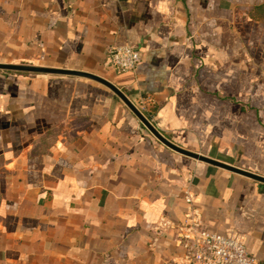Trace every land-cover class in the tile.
<instances>
[{
    "label": "crops",
    "instance_id": "obj_1",
    "mask_svg": "<svg viewBox=\"0 0 264 264\" xmlns=\"http://www.w3.org/2000/svg\"><path fill=\"white\" fill-rule=\"evenodd\" d=\"M0 63L102 77L264 176V0H0ZM188 198L264 264L263 182L96 80L0 69V264H173Z\"/></svg>",
    "mask_w": 264,
    "mask_h": 264
},
{
    "label": "built area",
    "instance_id": "obj_2",
    "mask_svg": "<svg viewBox=\"0 0 264 264\" xmlns=\"http://www.w3.org/2000/svg\"><path fill=\"white\" fill-rule=\"evenodd\" d=\"M141 59L142 52L126 44L114 47L108 61L118 70L135 71ZM139 104L136 106L146 115V100L142 99ZM188 199L190 205L179 241L182 254L173 260V264H263L251 254L242 239L209 229L200 211Z\"/></svg>",
    "mask_w": 264,
    "mask_h": 264
},
{
    "label": "water",
    "instance_id": "obj_3",
    "mask_svg": "<svg viewBox=\"0 0 264 264\" xmlns=\"http://www.w3.org/2000/svg\"><path fill=\"white\" fill-rule=\"evenodd\" d=\"M0 69L4 70H12V71H23V72H31V73H44V74H64V75H73V76H81L96 80L106 86H108L111 90H113L125 103L126 105L139 117V119L143 122V124L165 145L170 147L171 149L190 156L192 158L198 159L200 161L207 162L209 164L216 165L218 167L245 175L250 177L254 180L260 181L264 183V176L247 171L245 169H241L239 167L212 159L208 156L203 154L190 151L179 145L175 144L174 142L170 141L167 137H165L153 124L150 118H148L139 108L128 98V96L119 89L116 85L111 83L110 81L94 75L92 73L83 72V71H76V70H68V69H57V68H48V67H39L34 65H26V64H7V63H0Z\"/></svg>",
    "mask_w": 264,
    "mask_h": 264
}]
</instances>
